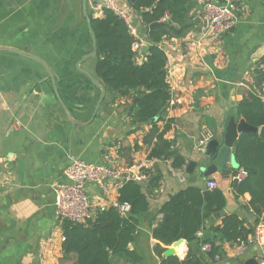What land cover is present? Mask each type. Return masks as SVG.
<instances>
[{"label":"crops","instance_id":"1","mask_svg":"<svg viewBox=\"0 0 264 264\" xmlns=\"http://www.w3.org/2000/svg\"><path fill=\"white\" fill-rule=\"evenodd\" d=\"M99 1L86 2L87 11L96 17L100 15L95 14L94 6ZM232 1L238 7L237 23L216 43L200 37L203 0H190L194 28L183 37L161 43L171 87L163 118L172 123L165 137L185 159L181 168L171 167L167 160L147 158L142 136L149 125H134L128 116L135 98L128 100L106 91L94 119L86 125L74 124L58 103H48L50 98L37 92L43 82L50 84L45 69L21 53L0 50V264H76V254L62 250V224L56 217L53 192L56 182L67 181L64 170L75 158L112 166L122 176L143 168L161 173L159 186L149 187L148 209L138 216L129 245L140 261L116 256L111 264H160L166 255L188 253L201 256L206 264H246L250 258L264 264V245L251 240L256 219L248 210L250 195L237 194L231 178L236 160L228 176L217 171L202 174L211 161L204 154L207 141L200 143L202 136L210 134L219 148L229 118L233 116L236 122L242 118L236 111L238 102L250 91L264 99V90L253 74L256 61L264 57V0ZM115 2L142 43L137 55L140 61L146 51L143 46H149L148 27L128 0ZM0 47L44 61L72 117L89 119L100 89L76 69L78 59L91 49L81 0H0ZM81 67L95 77L94 57ZM135 145L139 149L134 150ZM212 178L218 182L216 189L224 196V206L204 220L195 240L179 239L157 255L155 246L160 242L152 236V229L161 221V205L189 186L203 192L205 180ZM122 181L115 180L105 196L94 184H87L86 192L98 204L115 203ZM228 214L242 219L245 243L220 242V253L210 257L200 246Z\"/></svg>","mask_w":264,"mask_h":264},{"label":"trees","instance_id":"2","mask_svg":"<svg viewBox=\"0 0 264 264\" xmlns=\"http://www.w3.org/2000/svg\"><path fill=\"white\" fill-rule=\"evenodd\" d=\"M128 3L139 11L142 22L148 27V49L138 61V51L133 49L135 37L118 11L104 8L97 17L88 11L96 37L95 77L114 96L136 99L128 116L134 125H149L142 136L143 144L148 147L147 158L167 160L171 167L181 168L185 159L165 137L172 123V119L163 118L171 99V87L161 43L164 39L183 37L194 28L196 22L190 18V0H128ZM164 18L167 23L149 28ZM253 74L263 91L264 57L256 61ZM236 111L249 124L264 125V99L259 93L248 92L238 102ZM133 149L137 150L139 146L135 145ZM234 156L238 166L235 171L241 169L246 173L236 186L237 194L249 193L248 210L257 223L264 218V139L258 132L241 133L234 144ZM142 170L147 174L143 182L123 180L117 188V205L128 206L124 214L118 206L109 205L96 208L82 223L63 221L62 250L76 254V264H111V259L116 256L134 263L140 261L129 245L137 231L138 216L148 209L149 187H158L162 178L158 171ZM223 206L224 196L218 189H212L207 197L202 189L193 186L171 194L160 207L161 221L152 229V236L160 242L155 246L156 254L161 255L166 246L179 239L195 240L204 220ZM212 232L213 236L203 242L210 245V257L220 253V242H238L246 233L242 219L235 214L224 216ZM160 264L206 263L201 256L188 253L181 257L167 255Z\"/></svg>","mask_w":264,"mask_h":264},{"label":"built area","instance_id":"3","mask_svg":"<svg viewBox=\"0 0 264 264\" xmlns=\"http://www.w3.org/2000/svg\"><path fill=\"white\" fill-rule=\"evenodd\" d=\"M104 8L118 11L115 0H100L94 6L95 14L101 15ZM237 13L238 7L232 0H203L199 13L200 37L209 43H216L224 34L234 28L237 23ZM122 16L130 33L135 37L133 49L138 51L142 43L136 39L133 25L124 15ZM210 136V134L203 135L200 143L204 144L210 139ZM64 175L67 181L56 182L53 188L55 213L61 224L66 220L82 223L93 214L96 208H104L109 205L118 206L122 214L128 211L126 204L117 205L116 202H113L107 205L93 202L86 192L87 184L96 185L105 196L110 193L115 180L122 178L123 180L132 179L142 182L147 178V174L143 170L122 176L120 170L112 166L91 163L79 158L71 160L64 170ZM245 176L246 173L243 170L237 169L231 178L238 185ZM217 187L218 182L215 179L205 180L206 189L212 190ZM251 240L264 245V218L254 225ZM238 243L243 246L245 241L239 240ZM200 250L207 253L210 250V245L202 244Z\"/></svg>","mask_w":264,"mask_h":264},{"label":"water","instance_id":"4","mask_svg":"<svg viewBox=\"0 0 264 264\" xmlns=\"http://www.w3.org/2000/svg\"><path fill=\"white\" fill-rule=\"evenodd\" d=\"M86 2L87 0H81V8H82V13L85 19L86 27L91 36V49L88 53H86L84 56L78 59L76 63V69L82 74H84L90 80L92 85L100 89L99 96L96 100V103L94 105L93 111L89 119L85 121H80L72 117L66 104L64 103V101L61 99V97L58 94L54 74L44 61H42L41 59L37 57L26 55L14 49L0 47V50L3 49V50L13 51L16 53H21L22 55L30 57L31 59L37 61L45 69L48 80L50 82V84H48L47 82H43L41 85H39L36 89L37 92L43 93L44 96L49 97L50 100H47L48 103H52V104L58 103V105L61 107L62 111L64 112L66 118L70 122L74 124H78V125H86L94 119L105 97V92H106L104 85L100 84L90 72L86 71L85 69L81 67V64L83 61L94 57L96 54V37L91 27L90 17L88 15V11L86 8ZM162 23H167V20H163L159 23H153L149 26V28H153ZM143 49L147 50L148 46L144 45ZM258 131H259V136L264 139V126L258 129V127L249 124L243 118H241L238 122H236L235 118L231 116L229 120L227 121L224 135H223V142L222 144H220L219 148H218V142L215 139H209L206 142L204 154L207 157H209L211 161L206 167L202 168V172H203L202 174L206 176V175H210L213 172L217 171L219 173H222L223 175L228 176L230 173V168L234 167L235 165V156L234 154L231 153V147L235 144L238 136L243 132H258ZM188 165L190 166V163H188ZM237 167L238 166H236L235 168ZM203 194L207 196L209 194V190L205 189L203 191ZM246 264H258V262L256 261L255 258H250L246 261Z\"/></svg>","mask_w":264,"mask_h":264}]
</instances>
